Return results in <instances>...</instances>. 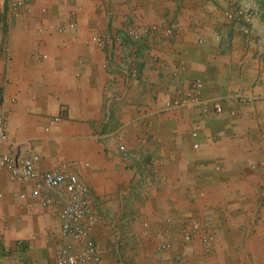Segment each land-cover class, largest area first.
Wrapping results in <instances>:
<instances>
[{"label": "crops", "instance_id": "obj_1", "mask_svg": "<svg viewBox=\"0 0 264 264\" xmlns=\"http://www.w3.org/2000/svg\"><path fill=\"white\" fill-rule=\"evenodd\" d=\"M1 3L0 159L35 154L87 186L100 264H224L222 237L264 184V1ZM237 7L247 26L226 17ZM198 82L199 101L174 106ZM35 184L0 166V264L81 248L60 233L64 189Z\"/></svg>", "mask_w": 264, "mask_h": 264}, {"label": "built area", "instance_id": "obj_2", "mask_svg": "<svg viewBox=\"0 0 264 264\" xmlns=\"http://www.w3.org/2000/svg\"><path fill=\"white\" fill-rule=\"evenodd\" d=\"M0 0V20L2 18V10ZM11 9L15 10L18 3H10ZM226 17L235 25L247 26L251 23L252 13L242 7H237L234 12H226ZM146 33V30L140 29L139 32H130L129 35L134 39H138L140 35ZM94 41H99V37H93ZM201 83H194L192 89L183 96L176 97L173 102L174 106H185L187 102H198ZM241 93V92H239ZM238 93V94H239ZM236 99L240 102L250 101L241 95H237ZM219 111V108H216ZM194 136V135H193ZM5 141V119L3 108L0 106V143ZM120 154L127 157V152L123 145H118ZM39 157L35 154L27 156H19L15 153L2 155L0 166L6 169L11 178L27 182L35 181V189L32 192L33 196H39L43 188H63L67 201L59 206L58 218L60 223V233L64 238L70 239L81 246L77 253L72 252L70 246L61 248L55 257L47 260H39L38 264H100L101 255L96 248L94 240L91 236V231L96 225L97 217L93 212L91 200H89V190L81 180L73 174L63 173L59 171L38 172L35 165ZM45 206H57L58 202L55 199L45 198L43 200ZM183 241H189L191 234L185 230L182 231ZM214 235L203 236L205 246L210 245L214 241ZM170 247V243L163 244L162 249Z\"/></svg>", "mask_w": 264, "mask_h": 264}, {"label": "rangeland", "instance_id": "obj_3", "mask_svg": "<svg viewBox=\"0 0 264 264\" xmlns=\"http://www.w3.org/2000/svg\"><path fill=\"white\" fill-rule=\"evenodd\" d=\"M256 190L255 202L246 204L234 223L237 231L222 237L225 247L227 244L231 248L221 252L224 264H264V184L261 181L257 182Z\"/></svg>", "mask_w": 264, "mask_h": 264}]
</instances>
